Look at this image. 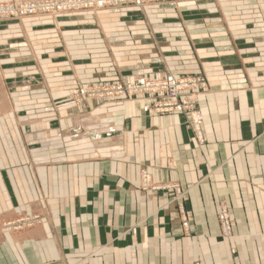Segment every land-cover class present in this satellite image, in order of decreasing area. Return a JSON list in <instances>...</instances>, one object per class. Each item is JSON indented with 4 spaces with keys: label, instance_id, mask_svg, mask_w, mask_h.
Masks as SVG:
<instances>
[{
    "label": "crops",
    "instance_id": "obj_1",
    "mask_svg": "<svg viewBox=\"0 0 264 264\" xmlns=\"http://www.w3.org/2000/svg\"><path fill=\"white\" fill-rule=\"evenodd\" d=\"M145 8L157 20L136 32L95 11L0 20V49L29 59L44 55L53 69L45 78L50 88L166 71L201 73L208 83L197 103L203 143L194 141L185 113L142 111L147 97L85 99L59 113L52 105L45 127L36 120L40 111H32L33 124H40L30 132L32 141L0 168V222L27 215L38 222L0 226V264H264V0ZM126 47L140 49L123 53L141 59L131 73L109 66L82 71L93 62L86 52ZM38 59L28 70L41 67ZM26 77V85L47 88L37 73ZM58 92L47 99H61ZM140 168L160 188H139ZM173 184L187 190L189 232ZM220 201L233 218L229 239L219 230Z\"/></svg>",
    "mask_w": 264,
    "mask_h": 264
},
{
    "label": "rangeland",
    "instance_id": "obj_2",
    "mask_svg": "<svg viewBox=\"0 0 264 264\" xmlns=\"http://www.w3.org/2000/svg\"><path fill=\"white\" fill-rule=\"evenodd\" d=\"M179 1H189V0H161V1H154L152 3L150 2L148 4H145L144 6H136L133 3H131L132 1H129L124 6H121V7L116 6V7H106L103 9H100V8L91 9V10L78 9L77 11H73V12H62V14H77L78 13V15H85L86 13H89L91 11H95V14H97V16L99 14L100 16L103 14H106L109 17H111V19L114 20V24H118L122 22L123 24H126L125 26L121 25L123 28L131 27V29L133 28L132 31L136 32L135 31L136 28L137 29L139 27L144 28L145 26H149V23L151 21L157 20L153 14L151 15L145 12V9H146L145 7L150 6V5H153V6L154 5H165L166 3H169V4L176 3L177 4L179 3ZM121 10L122 11L126 10V12H128V16L130 17L128 18V20H123L124 18L119 17V15H121L122 13ZM100 12H105V13H100ZM21 17H31V16H21ZM3 19H7V18H3ZM3 19H0V20H3ZM105 20H106L105 18H101L102 23H104ZM95 24L96 23H94V25ZM96 25L97 27H101L100 24H96ZM136 40H138L137 37H136ZM104 45L107 47V44H104ZM128 47L122 50H118V49L114 50V49L106 48L105 50L98 49L92 52H86L88 53V56L90 58H93V62L91 66H85L84 70L82 71L85 72V71L90 70L92 74H93V71L101 73V71H103L104 68L109 66L108 67L109 70L113 69V71H116L117 73L120 72L122 74V70L123 71L125 70L124 72L125 74L131 73V70H132L131 68L141 65L140 63L141 59L134 57L135 55L132 58L125 57L123 56V53H125L124 51L127 52L131 49V51L133 50L132 52L134 54V52L138 53L140 49L138 47L136 48L134 47L128 48ZM5 52L7 53V50L3 51L0 49V168L3 166V163H5V161L19 158L20 153L22 151V149L20 148L21 143H24L26 141H28L29 143L32 141V134H30V132L37 131L38 129L36 128H38L40 125L39 123H36L34 125L33 122H36V120H38L39 122L42 121L41 123L42 127H45L47 125L46 123H48L50 121V118H52L51 112L48 111L50 107H52V105L56 107L58 113L64 112L65 109H73V105H75V107L81 106L80 104L79 106L77 105V102H75V99L72 94L74 90L73 88H78L81 85L72 87L69 90L66 89L67 87H65V84H64V87L60 86L63 84H60L59 86L55 85L54 87H51L52 89L50 88L51 84L48 85V82L45 81V78L48 76L49 72L53 71V69L50 67L49 68L46 67L45 65L46 61L43 58L44 55H37V54L34 55V58L36 59L39 58L38 59L39 61L41 59V61H43V64L41 61L38 62L39 65H41V67L38 66L36 67L34 71H31V70H28L27 66L34 63L36 59H29V57L31 56H26V54H19L15 56V54H11V52L9 51H8L9 53L7 54ZM119 54L122 56H117ZM88 56H85V57H88ZM167 72L169 71H166L163 73H167ZM34 73H37V76L42 77L44 82L47 83V88L49 87V90L46 88L44 83L35 88L31 87L30 85H26L27 84L26 81L29 79L28 77H26L27 74L28 75L31 74V77H33ZM196 74H201V73H196ZM196 74H183V75L195 76ZM202 75L204 76V78H206L204 74ZM134 78L135 77H133L132 79ZM117 82L123 83L125 81L108 80V81H103V82L100 81V82H94V83L108 84V83H117ZM53 90L59 91L57 95H60L61 99H57L55 101L51 100V98L50 100L49 98L47 99L46 94ZM60 92H62L63 94H60ZM35 95H38V96L35 100H33L31 96H35ZM85 99L87 98H82V104ZM35 110L40 111L39 117H36L38 118L36 120L31 118V115H30V113ZM31 124H33V126L35 127V130L33 128H30ZM44 135L42 136L43 138L41 142H44V140L48 141L49 139V136L47 134L46 136ZM1 172H2V169H0V180L3 179V177L1 176ZM0 184H1V181H0ZM139 188L143 190H147L142 187L141 181L139 182ZM174 192H175V189H174ZM174 194H175L174 200H176V192ZM177 202H178L177 209L181 217L180 220H181V225H182L183 216H181V212L179 209L180 202L179 201ZM216 213H217V210H216ZM33 217L35 219H33ZM33 217L31 218L32 219L31 221H34L35 223L38 222V216L35 215ZM24 218L30 219V216L27 215V216H24ZM24 218L20 217L17 220L1 221L0 226H3L6 229H9V228L17 229V228H14L13 226L18 223L21 224L20 221L24 220ZM34 222H32V224ZM32 224H30V226ZM24 227H27V225ZM23 228H19V229H23ZM234 252H235V249H234ZM234 252H232V248H231V253H234Z\"/></svg>",
    "mask_w": 264,
    "mask_h": 264
},
{
    "label": "built area",
    "instance_id": "obj_3",
    "mask_svg": "<svg viewBox=\"0 0 264 264\" xmlns=\"http://www.w3.org/2000/svg\"><path fill=\"white\" fill-rule=\"evenodd\" d=\"M132 1L136 6L161 0H3L0 1V19L33 15H58L62 12H73L78 9H103L106 7L124 6ZM208 87L206 78L202 74L174 76L170 72L159 75L137 76L123 83L88 84L74 88L73 97L82 105V98L97 99L100 101H112L123 96L132 98H146L143 110L147 114H168L172 112L185 113L186 127L191 129L193 139L197 143H203L204 130L202 128V114L198 108V96ZM140 181L143 188L155 190L160 186L151 182V175L145 168L140 170ZM159 186V187H158ZM176 192V200L180 202V212L183 216L182 228L189 232V217L183 207V200L187 190H183L176 184L171 185ZM219 230L224 238H230L233 234V218L230 207L225 201L217 205ZM35 219V218H33ZM32 220V219H31ZM30 219L24 218L21 224L14 228L30 226ZM234 252V248H232ZM194 264H204L197 260Z\"/></svg>",
    "mask_w": 264,
    "mask_h": 264
},
{
    "label": "bare ground",
    "instance_id": "obj_4",
    "mask_svg": "<svg viewBox=\"0 0 264 264\" xmlns=\"http://www.w3.org/2000/svg\"><path fill=\"white\" fill-rule=\"evenodd\" d=\"M14 1H18V0H14ZM138 76H142V75H138ZM73 89H74V88H73ZM206 89H207V88H206ZM206 89H205V90H206ZM205 90H204L199 96H201V95L205 92ZM199 96H198V97H199ZM131 98H132V97H131ZM138 98H141V97H138ZM138 98H134V99H138ZM74 99H75V102H76V97H74ZM87 99H91V98H87ZM144 103H145V102H143V104H142V106H141L142 111H144V110H143ZM79 104H80V103L77 102V105H78V106H79ZM176 113H178V112H172V114H176ZM201 114H202V113H201ZM146 171H147V170H146ZM140 179H141V177H140ZM159 186H160V185H159ZM159 186H158V187H159ZM159 188H160V187H159ZM33 218H34V217H33ZM30 220H31V219H30ZM24 226H25V225H24Z\"/></svg>",
    "mask_w": 264,
    "mask_h": 264
}]
</instances>
